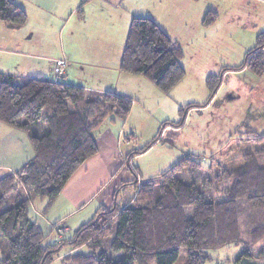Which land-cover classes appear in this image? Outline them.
I'll return each instance as SVG.
<instances>
[{"label": "trees", "instance_id": "1", "mask_svg": "<svg viewBox=\"0 0 264 264\" xmlns=\"http://www.w3.org/2000/svg\"><path fill=\"white\" fill-rule=\"evenodd\" d=\"M0 22L20 28L27 13L13 0H0ZM183 55L155 21L133 17L120 70L169 91L185 74ZM247 63L256 74L264 72V32ZM216 78L207 80L210 86L217 81L214 92ZM132 104L114 92L0 72V122L25 131L35 153L14 172L0 169V264H51L65 246L92 251L68 253L62 264H208L212 252L229 246L242 248L236 263L264 264V244L256 246L264 236V147L245 154L239 167L215 174L198 156L183 154L157 178L141 182L130 204L102 206L64 245L45 244L29 215L32 201L46 200L47 213L73 174L98 153L96 131L107 120L126 121ZM170 125L179 128L184 120L164 128ZM109 252L124 255L115 260Z\"/></svg>", "mask_w": 264, "mask_h": 264}, {"label": "rangeland", "instance_id": "2", "mask_svg": "<svg viewBox=\"0 0 264 264\" xmlns=\"http://www.w3.org/2000/svg\"><path fill=\"white\" fill-rule=\"evenodd\" d=\"M155 1L141 0L146 11H152L161 27L181 47L185 74L169 91L161 90L142 75L132 77L138 80L134 81L137 90H133V106L126 121L116 120L125 158L121 160L118 177L100 196L101 200H106V207L121 205L123 195L130 199L141 182L157 178L183 154L198 156L206 167H212L215 174L239 167L245 154H255L264 147V141L254 140L255 136H264V72L258 75L246 64L247 53L258 45L259 35L264 32V0H187L189 8L184 17L187 22H179L181 18L176 15L168 16L166 9L159 4L152 8ZM198 6H208L207 12L199 19L196 17L200 12ZM167 7L171 8V3ZM69 11L42 8L38 12H42L46 25V30L40 32L47 38V55L60 53L62 41L65 49L88 45L85 36L90 35L92 26L78 24L76 17L69 16ZM107 18L106 23L96 30L99 47L110 53V59L120 58L131 19L125 21L123 13L121 16L117 12ZM40 27L38 20L34 19L24 25V31L36 32ZM0 33V38L3 33L12 38L2 27ZM74 35L76 37H72ZM16 44L14 41L9 46L18 49ZM65 58L67 65L68 59ZM17 61L14 57L2 56L0 69L16 68ZM210 76L219 78L220 86L216 92L213 88L217 81L213 86L207 82ZM182 120L184 125L179 128L173 125L164 128L166 122L177 124ZM156 137L159 141L147 152L129 158L133 151L144 148ZM260 157L264 160V156ZM116 187L121 190L117 201ZM109 192L112 193L110 197ZM34 203L41 209L37 200ZM94 215L91 206L75 212L67 223L43 226L45 244L64 245ZM263 244L264 236L256 246ZM91 251L87 246L75 250L65 246L51 264H62V257L71 252L90 254ZM241 252L242 248L234 246L218 249L212 252L214 260L208 264H238L235 260ZM108 254L115 260L124 255L123 252Z\"/></svg>", "mask_w": 264, "mask_h": 264}, {"label": "crops", "instance_id": "3", "mask_svg": "<svg viewBox=\"0 0 264 264\" xmlns=\"http://www.w3.org/2000/svg\"><path fill=\"white\" fill-rule=\"evenodd\" d=\"M13 1L27 13L26 23L35 19L36 21L38 20V24L41 27L40 30L38 29L36 32L29 33V30L24 31L26 23L20 28L13 29L0 22V30L1 27L8 30L12 37L8 38L9 36H6L4 33L1 36L0 57H14L18 59L16 68L0 69V72L21 78L61 81L66 84L83 87L92 92H114L121 96L132 98L134 103L133 96H135L134 92L137 90L135 82H138V80L132 77L137 75L121 72L120 61L122 56L110 59L112 58L110 53L100 49L98 43L100 39L99 35L96 34V30H99L100 26L106 23L107 17L112 12H117L121 16L123 13L125 21L132 20L133 17L150 18L167 34L159 24L160 20L153 15L152 11H146L141 0ZM170 3L172 7L168 8L167 6ZM156 4L166 9L165 11L168 16L173 17L176 15V17L181 18L179 22H187L184 18L185 12L189 8L187 0H156L152 4V8ZM198 7H200V12L196 14L197 19L202 17L208 10V6ZM42 8L58 9L61 11L70 10L69 16L76 17L75 19L78 24L84 23V26H92L89 30L90 35L85 36L88 45L79 48L69 46V49H65L64 42L62 41L60 53L56 52L55 54L47 55V38L43 35L44 33L40 32L41 30H46V25L43 24L44 20H42V12L38 13ZM167 35L169 36V34ZM72 37H76V35ZM14 41H16L18 49L9 46ZM27 48L29 49L27 50ZM65 57L68 59V63L65 67L64 75L57 78L53 72V63L56 60H64L63 58ZM134 88L135 91H133ZM2 124L0 122V169L14 172L32 160L35 153L29 136L25 131ZM119 130L116 121H106L102 124L95 134L98 153L90 157L73 174L53 205L46 211L47 213L44 214L42 211L46 205V200L34 199L39 202L41 209L35 205L33 200L29 207V215L38 223L41 229L43 226L44 228L49 227V224L56 225L61 222L63 223V221L67 223L69 217L73 216L75 212L79 213V211H83L87 207L92 206L94 213L102 206L106 207V200H101L100 196L104 191H107L114 179L118 177L122 167L121 160L125 158L123 140H121L122 135ZM116 188L118 189L117 192L115 191V200L117 201L121 190L119 187ZM136 193L137 191L132 193L130 199H126L125 195H123L121 205L126 206L130 204L134 200ZM110 194L112 195L109 192L108 197L111 196Z\"/></svg>", "mask_w": 264, "mask_h": 264}, {"label": "built area", "instance_id": "4", "mask_svg": "<svg viewBox=\"0 0 264 264\" xmlns=\"http://www.w3.org/2000/svg\"><path fill=\"white\" fill-rule=\"evenodd\" d=\"M65 66H66L65 60H56L54 62L53 72L57 78L62 77L64 75Z\"/></svg>", "mask_w": 264, "mask_h": 264}]
</instances>
